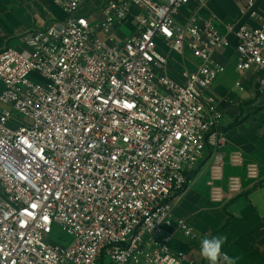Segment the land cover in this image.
Returning a JSON list of instances; mask_svg holds the SVG:
<instances>
[{"label": "built area", "instance_id": "obj_1", "mask_svg": "<svg viewBox=\"0 0 264 264\" xmlns=\"http://www.w3.org/2000/svg\"><path fill=\"white\" fill-rule=\"evenodd\" d=\"M49 1L65 19L23 35L29 52H0V264H196L170 244L197 236L174 211L204 159L215 204L240 196L245 180L264 187L257 163L225 153L208 95L222 71L215 54L231 47L239 73H262L264 94L257 0L240 10L256 27L205 18L210 0ZM172 52L201 66L179 82L167 74ZM227 164L245 177L224 186ZM55 226L72 241L51 242Z\"/></svg>", "mask_w": 264, "mask_h": 264}, {"label": "crops", "instance_id": "obj_2", "mask_svg": "<svg viewBox=\"0 0 264 264\" xmlns=\"http://www.w3.org/2000/svg\"><path fill=\"white\" fill-rule=\"evenodd\" d=\"M243 5V0H210L203 16L213 15L219 26L235 22L256 27L258 23L250 15H240ZM193 9L194 5L187 7L179 22L183 23ZM255 10L264 14V0H257ZM64 19L62 10L49 0H0V52L10 48L29 52L21 41L23 35ZM132 28L127 25L116 34L124 40L132 33ZM160 49L167 54L161 43ZM215 61L222 71L208 95L216 99L223 115L221 130L230 138L225 153L241 151L245 163H257L264 178V94L258 91L263 75L257 69L239 73L235 47L218 51ZM200 66L201 61L194 54L172 52L167 74L183 82L185 70L195 71ZM2 91L3 85L0 93ZM208 164V159H204L199 169L189 176V186L174 211L175 218L186 221L197 236L176 233L171 250L190 255L196 264H208L200 255L199 241L205 236L224 235L227 242L223 250L239 257L238 264H264V187L256 188L253 182L245 180L240 196L225 205L215 204L207 186ZM233 175L245 177V167L233 168L227 164L224 186L226 179ZM101 264L114 263L104 258Z\"/></svg>", "mask_w": 264, "mask_h": 264}, {"label": "clouds", "instance_id": "obj_3", "mask_svg": "<svg viewBox=\"0 0 264 264\" xmlns=\"http://www.w3.org/2000/svg\"><path fill=\"white\" fill-rule=\"evenodd\" d=\"M227 237L218 235L215 237H203L199 241L200 255L208 261V264H238L239 257L230 256L225 252L224 245Z\"/></svg>", "mask_w": 264, "mask_h": 264}, {"label": "rangeland", "instance_id": "obj_4", "mask_svg": "<svg viewBox=\"0 0 264 264\" xmlns=\"http://www.w3.org/2000/svg\"><path fill=\"white\" fill-rule=\"evenodd\" d=\"M162 52V50H161ZM163 53V52H162ZM164 55V54H163ZM175 68V67H174ZM2 90V85L0 84V91ZM208 159V157H206ZM1 192V190H0ZM72 241V238L69 237L61 227L55 226L53 235L51 236V242L56 243V244H68Z\"/></svg>", "mask_w": 264, "mask_h": 264}]
</instances>
